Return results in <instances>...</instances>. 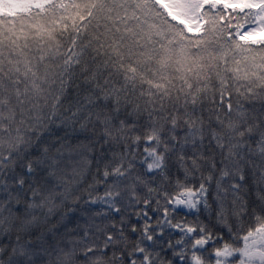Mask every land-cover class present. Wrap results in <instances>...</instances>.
Wrapping results in <instances>:
<instances>
[{
    "label": "snow or ice",
    "instance_id": "obj_1",
    "mask_svg": "<svg viewBox=\"0 0 264 264\" xmlns=\"http://www.w3.org/2000/svg\"><path fill=\"white\" fill-rule=\"evenodd\" d=\"M0 264H264V0H0Z\"/></svg>",
    "mask_w": 264,
    "mask_h": 264
}]
</instances>
